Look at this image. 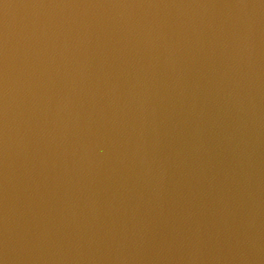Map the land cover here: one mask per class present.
<instances>
[{
	"label": "water",
	"instance_id": "obj_1",
	"mask_svg": "<svg viewBox=\"0 0 264 264\" xmlns=\"http://www.w3.org/2000/svg\"><path fill=\"white\" fill-rule=\"evenodd\" d=\"M0 264H264V0H0Z\"/></svg>",
	"mask_w": 264,
	"mask_h": 264
}]
</instances>
